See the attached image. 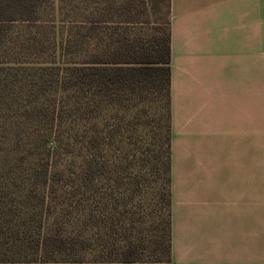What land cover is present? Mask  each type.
<instances>
[{
  "label": "trees",
  "instance_id": "obj_1",
  "mask_svg": "<svg viewBox=\"0 0 264 264\" xmlns=\"http://www.w3.org/2000/svg\"><path fill=\"white\" fill-rule=\"evenodd\" d=\"M150 2L0 0V264L172 262L171 24L150 32Z\"/></svg>",
  "mask_w": 264,
  "mask_h": 264
},
{
  "label": "crops",
  "instance_id": "obj_2",
  "mask_svg": "<svg viewBox=\"0 0 264 264\" xmlns=\"http://www.w3.org/2000/svg\"><path fill=\"white\" fill-rule=\"evenodd\" d=\"M169 18L170 264H264L256 216L264 0H170Z\"/></svg>",
  "mask_w": 264,
  "mask_h": 264
},
{
  "label": "rangeland",
  "instance_id": "obj_3",
  "mask_svg": "<svg viewBox=\"0 0 264 264\" xmlns=\"http://www.w3.org/2000/svg\"><path fill=\"white\" fill-rule=\"evenodd\" d=\"M169 2L168 0H151L150 2V9L149 15L150 19V28H153L152 31L155 34H159V36L163 37L165 31H168L169 22ZM144 22L146 20L144 19ZM161 90V89H160ZM165 94L160 91L158 99L156 101V119L159 126L160 136H162V143L164 142V137L166 135V120H167V100L165 99ZM256 126H257V142H256V216L258 219L264 218V75L258 76L257 78V91H256ZM138 143L141 140L140 131L136 135ZM7 145L11 144V141H6ZM10 145L7 147L10 149L7 153L5 152L2 155V159L0 160V165L9 168L11 167V162L14 161L15 154L12 152ZM163 150V148H162ZM20 156V155H19ZM133 176L134 178H138L141 176L139 173L140 170L134 167L133 169ZM164 189L162 185L156 184L155 187V205L156 211L158 214V222L160 223V229L158 231V240H160L163 235V222H160L165 206V199H164ZM150 195L147 196V200H149ZM146 197L143 194L134 193V203H133V210L137 212L135 215L136 220L139 219L141 210L139 206L145 203ZM139 208V210L137 209ZM137 222V221H136ZM136 227L138 228L133 231L134 239L138 240L139 236V225L136 223ZM22 264H63V263H22ZM66 264H125V263H95V262H88V263H66ZM132 264H169V263H132Z\"/></svg>",
  "mask_w": 264,
  "mask_h": 264
}]
</instances>
